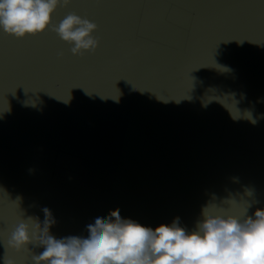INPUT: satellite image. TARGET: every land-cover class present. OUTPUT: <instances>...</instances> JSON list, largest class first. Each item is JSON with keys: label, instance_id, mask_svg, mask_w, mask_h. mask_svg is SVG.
I'll return each mask as SVG.
<instances>
[{"label": "water", "instance_id": "obj_1", "mask_svg": "<svg viewBox=\"0 0 264 264\" xmlns=\"http://www.w3.org/2000/svg\"><path fill=\"white\" fill-rule=\"evenodd\" d=\"M69 13L94 51L0 29V264H34L42 247L4 245L44 208L58 239L115 209L192 231L213 197L264 208V0H70L52 20Z\"/></svg>", "mask_w": 264, "mask_h": 264}, {"label": "clouds", "instance_id": "obj_2", "mask_svg": "<svg viewBox=\"0 0 264 264\" xmlns=\"http://www.w3.org/2000/svg\"><path fill=\"white\" fill-rule=\"evenodd\" d=\"M69 3L0 0V29L17 38L50 29L72 45L74 55L94 51L99 44L93 35L96 23L75 13L58 24L53 22L57 7ZM255 202L244 194L213 197L202 206V218L192 231L181 226L179 217L153 228L123 218L115 209L87 225V237L59 239L50 233L55 220L44 208L42 222L29 216L15 226L4 245L5 253L7 248L42 247V252L32 255L34 264H264V208L248 214ZM2 259L3 264H15L6 254Z\"/></svg>", "mask_w": 264, "mask_h": 264}]
</instances>
